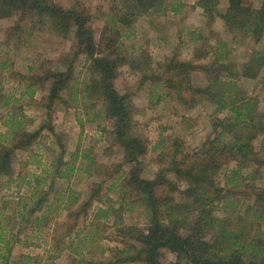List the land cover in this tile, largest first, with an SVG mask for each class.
Listing matches in <instances>:
<instances>
[{
  "label": "rangeland",
  "instance_id": "1",
  "mask_svg": "<svg viewBox=\"0 0 264 264\" xmlns=\"http://www.w3.org/2000/svg\"><path fill=\"white\" fill-rule=\"evenodd\" d=\"M54 1L65 8L75 2L84 8L91 17L95 42L99 44L97 50L111 51L115 56L125 58L126 62L116 70L114 85L117 92L130 98L132 112L129 134L146 140V154L139 160L142 179L152 180L158 171L171 164L173 158L178 161L187 159L196 150L210 152L216 145L232 141L238 131L234 129L228 134L223 129L228 125V112L216 113L215 107L208 102L201 101L195 107L188 108L172 98L159 99V95L152 98L150 84L140 87V73L133 72L130 64L141 54L148 55L151 62L147 72H150L157 70L175 52L180 59L189 60L195 43L199 41L198 36H202L207 38V52L218 40L223 42L222 50L227 53L232 67L240 69L250 50L264 51L262 43L246 41L242 34L236 35L239 42L231 43V37L224 35L221 20H207L196 5L198 0H170L180 2L182 8L179 14L151 10L137 19L133 18L136 12H126L120 0ZM246 2L258 9L261 0ZM226 7L227 2L222 0L219 5L221 12ZM112 16L118 21L127 18L130 24L126 27H121L120 23L112 24ZM18 19L16 16L0 22V137L8 132L4 120L7 122V114L12 112L23 113L26 117L25 125H22L24 131H40V135L29 152L15 153L11 180H4V186L0 187V228L8 232L4 235L13 236L11 255L6 264H25L27 258L31 259L29 264H137L122 263L121 260L132 246L138 247L131 236L137 229L146 227L143 206L133 204V208L129 209L126 204L132 201V195L130 197L122 187L111 186L114 183L111 177H116L118 172L125 174L130 167L123 163L124 154L114 137L113 121L104 116L101 103L94 97L90 101L83 100L85 94L82 87L93 77L86 56L80 54L72 62L75 50L71 37L63 40L41 26L33 30L28 18L21 24ZM13 26H20L22 33L9 34ZM103 34L107 35L108 40L101 46ZM210 59L209 54L201 63L208 64ZM70 65L72 80L61 97L68 99L71 87L77 99L67 106L56 101L54 107L47 111L44 98L48 93V83L42 81L41 77L46 76L42 69L54 74L66 71ZM192 77L194 85L204 86L202 73H195ZM27 85L33 87L29 95ZM239 85L242 98L256 99L258 104L253 126L255 138L250 145L255 158L264 161V67L255 80H240ZM12 98H20V102L12 109L9 105L2 107L3 99ZM89 118L95 120L90 121ZM61 151L63 156L58 164ZM83 155L91 159L90 165H94V170L99 166L98 172L107 178L98 176L97 171L91 177L85 175L82 170L86 164ZM216 159L220 168L213 177V191L216 189L219 192L216 194L210 190L208 197L213 200L211 207L215 210V216H227L229 221L234 222L237 213L242 214L248 206H252L256 191L264 189V168L259 166L260 163L247 159L246 163L241 164L239 174L233 175V171L237 167L239 169L235 160L223 159L219 155ZM56 167L62 178L57 177ZM67 168L71 171H65ZM96 184H101L98 194L101 201H92L81 211V206L89 200ZM177 187L175 200L183 204L185 184L178 182ZM44 193L47 194L46 202L56 201L61 196L78 195V206L71 208L74 212H81L78 218L69 220L68 213L62 211L60 205L57 207V203L50 211L51 217L57 214L56 218L45 224H36L34 217L28 214L30 204ZM217 196L220 199L214 200L213 197ZM226 202L230 204L226 205ZM24 204L27 207L22 208ZM225 207L230 210L226 216ZM99 208L109 212L106 219L95 217ZM20 212L26 217L23 221L17 217ZM63 223L65 225L58 231L54 229ZM70 225L71 228L67 229ZM261 229L264 231L263 221ZM206 239H212L211 232L206 233ZM121 251H125V254ZM162 260L165 263L174 262L175 256L165 252Z\"/></svg>",
  "mask_w": 264,
  "mask_h": 264
},
{
  "label": "trees",
  "instance_id": "2",
  "mask_svg": "<svg viewBox=\"0 0 264 264\" xmlns=\"http://www.w3.org/2000/svg\"><path fill=\"white\" fill-rule=\"evenodd\" d=\"M221 1L198 0L196 5L201 8L202 15L210 22L216 19L221 20L224 35L231 37V43L239 42L236 35L242 34L244 40L254 44L262 43L264 47V0H261L258 9L249 5L246 0H225L227 7L222 12L219 8ZM120 2L126 12H136H134V19L151 10L177 15L182 8L180 2H170V0H120ZM16 16L19 18V24L28 18L32 22L30 27L33 30L41 26L63 40L71 37L75 50L72 62L77 60L78 55L84 54L88 67L92 70L93 77L82 87L85 94L83 100L90 101L94 97L101 103L102 113L113 121L114 137L124 154L123 163L130 167L125 174L118 172L116 177H111L114 181L111 186L122 187L130 197L132 195V201L126 204L129 209L133 208V204H142V211L146 219L145 229H137L136 233L131 236L138 243V247L132 246L121 262L137 264H264V231L261 229V223L264 222V189L256 191L252 206H248L242 214L237 213L238 217L234 222L229 221L226 216L230 211L227 207H225L226 217L215 216V210L211 207L213 200L208 197L210 190L213 191L214 188L213 177L220 168L219 161L216 159L218 155L223 159L235 160L239 164V169L237 167V170L233 171V175L239 174V170L242 168L241 164L246 163L247 159L260 163L259 166L264 168V161L255 158L256 154L254 156L250 145V141L255 138L253 126L258 104L256 99H243L242 89L239 85L240 80H255L258 77L264 67V51L250 50L251 52L240 69H235L232 67L227 53L222 50L223 42L218 40L214 44L216 47L213 46L211 51L207 52L205 48L208 44L206 43L207 38L198 36L200 42L195 43L192 58L189 60L180 59V56L175 52L166 58L165 63L159 65L157 70L152 69L150 72H147L151 62L148 55L141 54V57L132 60L131 70L140 73L139 86L149 83L152 98H157L158 95L159 99L172 98L178 104L188 108L195 107L201 101L208 102L215 107L216 113L223 111L229 113V118L226 121L228 125L223 126L226 133L231 134L234 129L238 131L232 137L231 142L216 145L211 148V153L196 150L187 159L183 158L178 161L173 158L171 164L158 171L152 180H145L140 177L139 160L146 154V140L129 134L132 112L130 98L117 92L114 85L117 76L116 70L119 65L126 62L125 58L115 56L113 52L106 50L107 48L105 51H109L108 53L97 50L99 44L95 42L93 29L90 25L91 17L76 2L69 8H65L55 3L54 0H0V22ZM114 17L110 18L112 24L120 23L121 27L130 24L127 18H121L118 21ZM21 29L20 26H13L8 33L21 34ZM6 36L9 35L6 34ZM101 39L102 46L103 42L108 40L107 35L103 34ZM209 54L211 59L208 64L201 63ZM2 67L4 68V65ZM42 72L46 75L41 77L42 81L48 83V93L44 98V108L47 111L54 107L56 101H61L67 106L77 99L71 87L69 88L71 91L69 98L64 100L61 97V93L72 80L71 65L64 72L48 74L43 69ZM198 72L204 75L205 84L202 87H197L193 83L192 75ZM32 88V85L26 86L28 95ZM32 94L33 92L30 95ZM18 102H20V98L16 100L14 98L3 99L1 105L2 107L9 105L8 107L12 109L13 105ZM7 117L8 121L4 120V126L8 132L0 137V187L4 186L2 184L4 180H11V166L15 153L18 151L29 152L40 135V131L28 133L23 130L22 125H25L26 120L23 113L12 112L7 114ZM89 120L94 121L95 119L89 118ZM219 136L221 134L217 138ZM62 152L58 164L61 163ZM83 156V160L86 161L82 168L85 175L91 177L92 174H95L94 171H97L98 176L107 178L98 172L99 166L94 170V165H90L91 159L86 155ZM67 170L71 171L69 168L65 171ZM102 171L108 174V171L103 168ZM113 172L115 171L113 170ZM56 173L58 178H62L57 167ZM178 182L185 184L183 204L175 200ZM92 189L90 201L88 200L89 202L87 201L81 206V211L90 202L101 201L98 197L101 184L94 185ZM218 192L216 189L213 191L216 194ZM46 195L44 193L42 197L31 201L28 214L34 217L36 224L53 221L57 214L51 217L50 211L55 208L57 203V207L60 205L61 210L68 213L69 220L78 218L81 212L71 210L74 206H78V195L61 196L52 202H46ZM213 199L219 200L220 198L217 196ZM229 204L226 202V205ZM25 207L27 204L22 205V208ZM57 209L56 213L59 212ZM35 214L36 216H34ZM108 215V211L99 208L95 217L106 219ZM17 217L20 221L26 218L21 212L17 214ZM62 225L65 224H59L54 229L58 231ZM70 228L71 225L67 227V229ZM207 232L212 233L211 240L206 239ZM4 234H8V232L5 228H0V253L2 252L0 264H6L11 255L10 242L13 236ZM165 252L175 256L174 262L165 263L162 260ZM121 253L125 254V251H121ZM30 260L27 258L25 264H29Z\"/></svg>",
  "mask_w": 264,
  "mask_h": 264
}]
</instances>
